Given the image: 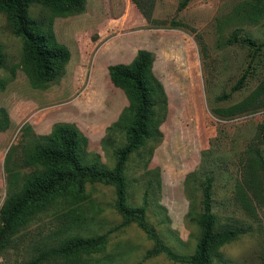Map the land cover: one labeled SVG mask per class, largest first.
Instances as JSON below:
<instances>
[{
    "label": "rangeland",
    "instance_id": "obj_1",
    "mask_svg": "<svg viewBox=\"0 0 264 264\" xmlns=\"http://www.w3.org/2000/svg\"><path fill=\"white\" fill-rule=\"evenodd\" d=\"M180 1L149 0L148 14L134 0H85L84 11L69 15L31 3L30 15L70 50L46 82L24 59L23 39L0 10V210L34 169L25 156L56 125L72 124L86 137L84 162L115 166L133 112L109 66L148 50L165 95L156 97L154 137L127 160L128 205L144 207L166 246L191 256L200 236L201 184L210 176L216 228L242 230L210 264H264V0ZM233 33L237 41L230 42ZM245 72L237 90L217 99ZM116 199L115 187L102 182L87 183L79 199L72 192L55 197L0 247V264H189L165 253L148 256L154 240L126 221ZM103 234L106 242L89 252L51 255L69 237Z\"/></svg>",
    "mask_w": 264,
    "mask_h": 264
},
{
    "label": "trees",
    "instance_id": "obj_2",
    "mask_svg": "<svg viewBox=\"0 0 264 264\" xmlns=\"http://www.w3.org/2000/svg\"><path fill=\"white\" fill-rule=\"evenodd\" d=\"M134 1L144 14L149 13L145 9L152 4L149 0H144L141 5L140 2ZM187 1L181 0L179 7H183ZM33 2L51 8L60 15H69L84 11L85 0H0V10L8 14L15 34L23 39L24 59L33 66L38 79L46 82L53 80L70 60V50L66 44L57 40L52 29L46 30L44 23L30 15L28 7ZM231 41H237L236 33H233ZM1 46L0 42V68L5 64ZM153 61L151 52L139 49L130 63L121 62L109 66L111 80L116 86L125 89L129 97L128 109L133 112L128 123L127 142L115 152L114 167L105 168L96 161L84 162L80 151L87 139L76 126L68 123L56 125L44 143L37 144L29 151L24 162L34 169L24 177L20 190L7 197L0 210L1 248L5 247L10 242L11 235L27 222L31 212L42 209L55 197L68 192H72L73 196L79 199L86 184L96 182L114 186L117 211L127 222H136L139 228L154 240V246L148 251V256L165 253L169 259L179 263L210 264L211 256L221 245L242 233V230L237 228H216L217 216L211 211L210 176H205L201 184L203 205L198 218L200 236L191 256L176 254L166 246L156 229L148 223L144 207L128 205L127 160L132 152L154 137L156 97L165 95L162 83L153 72ZM246 76V72L243 73L230 92L217 99L228 98L231 92L244 83ZM245 107L247 106L242 108ZM106 238V234L96 237H69L60 249L52 250L51 255L89 252L104 244Z\"/></svg>",
    "mask_w": 264,
    "mask_h": 264
}]
</instances>
